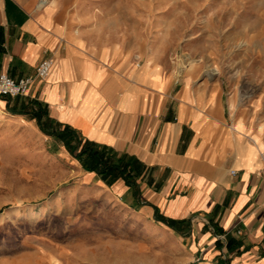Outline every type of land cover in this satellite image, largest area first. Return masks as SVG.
Instances as JSON below:
<instances>
[{"label": "crops", "instance_id": "obj_1", "mask_svg": "<svg viewBox=\"0 0 264 264\" xmlns=\"http://www.w3.org/2000/svg\"><path fill=\"white\" fill-rule=\"evenodd\" d=\"M80 30L55 5L0 0V75L35 77L28 94L1 97L2 118L57 143L84 185L174 235L193 261L264 264V138L218 70L176 76L151 51L139 66L118 38Z\"/></svg>", "mask_w": 264, "mask_h": 264}, {"label": "rangeland", "instance_id": "obj_2", "mask_svg": "<svg viewBox=\"0 0 264 264\" xmlns=\"http://www.w3.org/2000/svg\"><path fill=\"white\" fill-rule=\"evenodd\" d=\"M38 1L92 39L118 38L135 64L151 51L176 76L218 70L236 115L264 138V0ZM0 264L199 262L174 235L84 185L57 143L0 115Z\"/></svg>", "mask_w": 264, "mask_h": 264}, {"label": "built area", "instance_id": "obj_3", "mask_svg": "<svg viewBox=\"0 0 264 264\" xmlns=\"http://www.w3.org/2000/svg\"><path fill=\"white\" fill-rule=\"evenodd\" d=\"M53 59L47 58L39 62L36 67V76L41 79H46L50 76L53 68ZM137 65H140L138 62ZM34 76H26L15 79L7 73L0 75V103L2 96L16 97L29 93L34 82ZM264 172V170H263Z\"/></svg>", "mask_w": 264, "mask_h": 264}, {"label": "bare ground", "instance_id": "obj_4", "mask_svg": "<svg viewBox=\"0 0 264 264\" xmlns=\"http://www.w3.org/2000/svg\"><path fill=\"white\" fill-rule=\"evenodd\" d=\"M41 1H43V3H45V2H46V0H41Z\"/></svg>", "mask_w": 264, "mask_h": 264}]
</instances>
